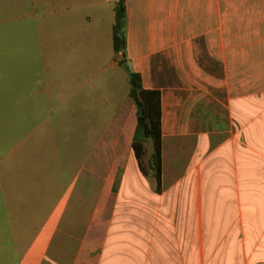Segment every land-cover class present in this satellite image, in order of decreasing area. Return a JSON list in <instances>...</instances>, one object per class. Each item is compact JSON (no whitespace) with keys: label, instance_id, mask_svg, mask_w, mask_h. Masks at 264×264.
<instances>
[{"label":"crops","instance_id":"0c3cea01","mask_svg":"<svg viewBox=\"0 0 264 264\" xmlns=\"http://www.w3.org/2000/svg\"><path fill=\"white\" fill-rule=\"evenodd\" d=\"M124 1L127 65L161 93V192L130 89L82 116L36 91V147L0 130V264H264V0Z\"/></svg>","mask_w":264,"mask_h":264},{"label":"rangeland","instance_id":"374dc122","mask_svg":"<svg viewBox=\"0 0 264 264\" xmlns=\"http://www.w3.org/2000/svg\"><path fill=\"white\" fill-rule=\"evenodd\" d=\"M116 1L0 0V130L8 132L3 145L36 147V91L44 104L70 99L79 116L84 100L106 92L112 104L129 97L130 86L122 82L127 73L112 67ZM63 56L95 63L77 68ZM145 147L148 172L152 142ZM137 259L143 264V256Z\"/></svg>","mask_w":264,"mask_h":264},{"label":"trees","instance_id":"16d2710c","mask_svg":"<svg viewBox=\"0 0 264 264\" xmlns=\"http://www.w3.org/2000/svg\"><path fill=\"white\" fill-rule=\"evenodd\" d=\"M116 19L113 28V49L116 55H121L120 65L129 75L130 97L134 101L137 116V129L133 142V150L139 162L140 170L147 176L143 165L146 153V143L152 142L153 150L149 160V170L156 179V190L162 189V102L158 90H146L140 74L130 70L127 65V40L124 32L126 7L124 0H118L115 7Z\"/></svg>","mask_w":264,"mask_h":264}]
</instances>
